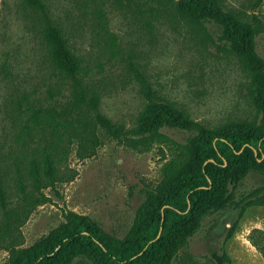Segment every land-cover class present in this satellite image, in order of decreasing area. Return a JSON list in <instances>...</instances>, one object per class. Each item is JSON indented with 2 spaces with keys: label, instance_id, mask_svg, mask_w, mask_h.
Returning a JSON list of instances; mask_svg holds the SVG:
<instances>
[{
  "label": "rangeland",
  "instance_id": "374dc122",
  "mask_svg": "<svg viewBox=\"0 0 264 264\" xmlns=\"http://www.w3.org/2000/svg\"><path fill=\"white\" fill-rule=\"evenodd\" d=\"M42 1L88 72L74 87L63 79L49 58L37 14L23 0H0V179L15 195L17 179L44 149L62 178L43 190L44 204L13 206V246L0 213V264H9L12 248L28 247L64 223L67 211L123 238L146 200L142 191L159 183L164 164L191 136L166 128L162 138L113 139L92 124L91 110L74 106V91L97 95L100 112L126 130L146 104L142 80L156 97L211 128L242 122L264 126L243 64L216 46L209 25L204 28L179 14L180 0ZM219 2L255 23L254 50L264 63V0L258 5L255 0ZM38 105L50 109L52 126L44 119L39 126L31 120L29 109ZM261 186L264 164L256 159L235 186L234 200ZM255 245L264 248V204H252L242 214L231 205L206 216L172 264H213L212 253H224L229 264H264ZM71 264L92 261L81 256Z\"/></svg>",
  "mask_w": 264,
  "mask_h": 264
},
{
  "label": "trees",
  "instance_id": "16d2710c",
  "mask_svg": "<svg viewBox=\"0 0 264 264\" xmlns=\"http://www.w3.org/2000/svg\"><path fill=\"white\" fill-rule=\"evenodd\" d=\"M263 0H255L260 4ZM23 5L37 14L49 58L61 77L80 85L87 70L74 55L62 29L53 21L42 0H23ZM179 14L191 23L206 28L216 36V46L236 57L250 78V95L264 125V63L254 50L258 33L255 23L226 10L219 0H180ZM146 104L133 127L126 130L99 110V97L80 89L73 92V104L93 112L91 122L113 139L137 138L143 141L162 138L163 129L190 133L163 167L162 177L154 187L142 191L145 202L138 208L134 222L123 238L102 230L85 216L67 211L65 222L49 231L32 245L13 249L9 264H71L76 258L88 257L92 264H172L179 250L200 229L209 214L231 205L240 214L252 204H264V186L234 200L233 190L247 175L256 159L264 164V126L254 123H230L217 128L194 121L181 108L155 96L142 80ZM30 118L39 126L42 119L53 125L50 109L30 107ZM57 125L58 122H56ZM62 178L57 162L47 149L40 160L31 159L24 177L17 179L16 191L9 195L0 179V213L4 233L12 244L13 206L21 201L38 206L47 201L43 190L53 188ZM15 199V202L13 201ZM233 225L227 233L234 232ZM13 246V244H12ZM264 256V248L255 245ZM213 264H229L224 254L212 253Z\"/></svg>",
  "mask_w": 264,
  "mask_h": 264
}]
</instances>
